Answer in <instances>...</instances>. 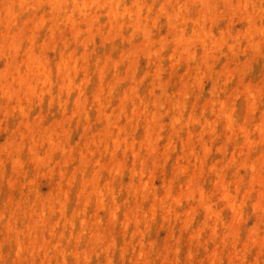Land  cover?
I'll return each instance as SVG.
<instances>
[{
    "label": "clouds",
    "instance_id": "1",
    "mask_svg": "<svg viewBox=\"0 0 264 264\" xmlns=\"http://www.w3.org/2000/svg\"><path fill=\"white\" fill-rule=\"evenodd\" d=\"M0 264H264V0H0Z\"/></svg>",
    "mask_w": 264,
    "mask_h": 264
}]
</instances>
